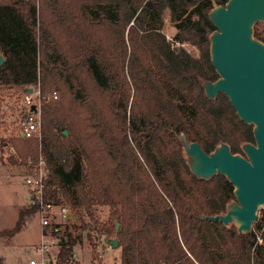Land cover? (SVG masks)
Segmentation results:
<instances>
[{"label": "trees", "instance_id": "trees-1", "mask_svg": "<svg viewBox=\"0 0 264 264\" xmlns=\"http://www.w3.org/2000/svg\"><path fill=\"white\" fill-rule=\"evenodd\" d=\"M225 1L40 0L38 9L34 0H0V86L59 95L44 102L41 138L13 145L20 158L42 153L69 204L91 218L95 203L112 209V222L97 231L119 239L120 264H264V243L252 231L205 219L227 212L235 186L221 173L195 174L182 138L207 153L226 142L244 154L242 145L255 142L254 126L230 99L204 89L220 77L209 13ZM166 12L173 40L163 30ZM254 36L264 42L258 23ZM175 92L188 97L191 114ZM33 212L22 210L0 238L22 231ZM62 227L54 231L58 264H69L81 234Z\"/></svg>", "mask_w": 264, "mask_h": 264}, {"label": "water", "instance_id": "water-1", "mask_svg": "<svg viewBox=\"0 0 264 264\" xmlns=\"http://www.w3.org/2000/svg\"><path fill=\"white\" fill-rule=\"evenodd\" d=\"M209 16L216 26L210 36L211 59L220 77L204 83L206 95L214 99L224 93L238 116L254 126L255 142L242 145L244 154L233 153L226 142L207 153L199 142L182 138L195 174L210 178L221 173L235 186L236 201L227 212L205 219L234 222L240 233H250L264 205V42L254 36L255 25L264 22V0H228ZM4 61L0 52V65ZM25 90L33 92L32 87ZM108 242L119 246L118 238Z\"/></svg>", "mask_w": 264, "mask_h": 264}, {"label": "rangeland", "instance_id": "rangeland-1", "mask_svg": "<svg viewBox=\"0 0 264 264\" xmlns=\"http://www.w3.org/2000/svg\"><path fill=\"white\" fill-rule=\"evenodd\" d=\"M228 0L225 1V3ZM220 4H215V6ZM259 28L264 29V22H259ZM164 32L169 40H173L177 28L169 16L165 14ZM177 46V45H176ZM183 46L192 54L199 56V49L185 43ZM51 93V92H50ZM47 96L49 97V94ZM174 98L179 106L186 108L191 114L192 104L188 97L175 92ZM20 89L17 87L7 88L0 86V231L14 228L18 222L20 212L29 209L30 200L27 189L23 183L25 175V164L29 158H20L14 154L11 146L13 139L18 138V99ZM14 146V145H13ZM85 180V169L82 171ZM112 209L109 206L94 204V218H91L85 210H76L73 219L77 221L76 226L86 225L87 230L82 231L81 227L75 229L73 224L63 223L62 231H72L74 234H81L80 242L75 246L79 251V259L73 256L69 264H120L121 248H114L108 242L105 235L97 231V226L109 225L112 222ZM41 241V225L38 215L33 212L26 215L25 227L14 236H2L0 238V256L5 264H30V259L35 256V247ZM60 242L52 250V253H59Z\"/></svg>", "mask_w": 264, "mask_h": 264}, {"label": "built area", "instance_id": "built-area-1", "mask_svg": "<svg viewBox=\"0 0 264 264\" xmlns=\"http://www.w3.org/2000/svg\"><path fill=\"white\" fill-rule=\"evenodd\" d=\"M38 9L40 0H34ZM33 92L20 89L18 99V122L16 136L18 138L33 139L42 136V107L45 101L58 98V92L52 91L44 96L40 86H32ZM14 154H18L15 147L11 146ZM19 156V155H18ZM23 183L29 194L30 206L36 208L41 225V241L35 247V256L30 259V264H58V253H52L59 239L54 231L63 223L75 224L73 219L76 210H81L80 205L69 204L58 184L51 183L50 168L40 153L38 160L29 158L25 164ZM257 220L253 224L252 232L255 234L256 243H264V205L258 209ZM79 264V263H76Z\"/></svg>", "mask_w": 264, "mask_h": 264}, {"label": "crops", "instance_id": "crops-1", "mask_svg": "<svg viewBox=\"0 0 264 264\" xmlns=\"http://www.w3.org/2000/svg\"><path fill=\"white\" fill-rule=\"evenodd\" d=\"M82 210V209H81ZM74 256L79 259V251L76 250Z\"/></svg>", "mask_w": 264, "mask_h": 264}]
</instances>
